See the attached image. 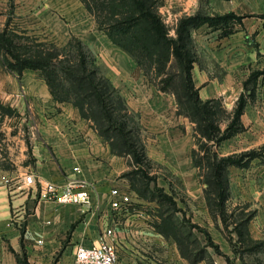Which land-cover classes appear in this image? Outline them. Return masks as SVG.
<instances>
[{"label":"crops","instance_id":"crops-1","mask_svg":"<svg viewBox=\"0 0 264 264\" xmlns=\"http://www.w3.org/2000/svg\"><path fill=\"white\" fill-rule=\"evenodd\" d=\"M160 10L167 11L176 26L180 17L197 11L244 15L229 33L208 22L193 29L197 57L192 77L201 98H220L230 113L225 125L220 121L222 129L230 122L241 93L247 95L242 128L215 145L219 154L261 149L264 72L256 79L253 96L245 81L254 71L264 69V0H164ZM13 22L38 36L44 37L46 31L56 40L68 41L72 36L83 40L104 74L121 90L128 108L137 113L148 156L181 181L188 199L187 215L210 232L223 254L234 255L222 233L225 224L221 215L208 204L204 166L195 160V151L197 156L204 152L198 143L196 122L179 112L176 95L159 88L138 61L98 27L96 17L82 0H0V24L5 27ZM0 96L11 104L25 106L27 102L36 116L29 129L34 135L33 163L27 164L13 183L0 184V264H74L76 245L98 242L103 226L113 220L111 188L117 185L128 190L134 201L118 217L120 264H208V255L191 262L173 235L166 236L156 228L160 215L150 218L143 208L147 207L144 203L154 201L141 196L123 175L130 168L129 155L116 152L78 105L56 99L42 74L28 68L20 77L0 62ZM29 171L36 176L33 184L25 181ZM229 176L231 195L236 198L250 201L251 195L264 192L256 181L264 177L261 156L253 157L245 166L231 165ZM71 178L88 183L92 204L42 195L48 183L56 184L60 191ZM159 183L174 195L169 181ZM257 210L258 225L254 227L261 229L264 207ZM254 218L249 222L251 231ZM212 228L218 233L213 234ZM252 235L258 237L253 231ZM207 251L212 254L209 245Z\"/></svg>","mask_w":264,"mask_h":264},{"label":"trees","instance_id":"trees-1","mask_svg":"<svg viewBox=\"0 0 264 264\" xmlns=\"http://www.w3.org/2000/svg\"><path fill=\"white\" fill-rule=\"evenodd\" d=\"M82 1L96 17L98 27L126 49L159 88L173 92L178 100L179 112L196 122V130L200 134V147L204 152L197 156L195 151V160L205 169L208 204L210 209L217 210L221 215L226 227L231 223L234 224L233 230L238 233L242 243L244 240L241 238L244 236L242 227L247 225L249 230V222L253 215L247 214L239 221L229 220L236 210L230 208L228 202L231 196L229 168L231 165H248L255 156H261L264 161V146L261 149L253 148L228 155H220L213 148V145H218L242 128L241 114L248 98L245 92L241 93L230 122L222 129L220 120L226 109L220 98H201L192 77V67L197 57L193 29L208 22L212 27L222 26L223 32L229 33L233 29V23L242 22L244 15L233 11L223 14H208L202 11L185 14L179 18L176 34L172 35L160 12L159 6L163 0ZM21 38L34 40V36H30L25 30L19 31L8 23L2 28L0 51L7 55L2 64L15 71L20 77L28 68L40 71L39 73L46 78L54 97L78 105L82 114L92 120L99 133L111 143L116 152L133 156L135 165L145 160L151 161L141 131L138 129L141 128L140 123L131 124L137 113L128 108L120 89L104 74L95 54L82 39L72 36L60 48L55 42L39 41L32 45L21 42ZM33 46H37L36 53L27 55L28 51L33 50L31 49ZM67 49L69 52L74 50L73 55L65 56L62 51ZM152 68L156 69L158 80L151 78L149 70ZM262 72L264 69L254 71L245 81L251 96L255 92L256 79ZM0 108L7 107L0 101ZM209 141H213L212 144ZM136 169L145 172L140 166ZM140 170H127L123 175L131 180V174ZM156 189L160 201L167 200L174 205L176 211L179 209L173 194L165 191L164 187L156 186ZM138 192L141 196H146L139 189ZM172 216H174L173 223L170 214L167 216L160 214L161 220L156 221L155 226L164 235H173L182 254L191 262L199 261L202 256H206L203 252H207L208 245L214 246L218 253H223L207 229L195 222L190 223L187 229L178 217ZM194 228L206 233L205 246L199 247L200 241ZM250 236L249 239L253 240V236ZM233 240H230V243L234 252H237ZM191 243L193 247H189ZM194 251L196 253L192 255Z\"/></svg>","mask_w":264,"mask_h":264},{"label":"rangeland","instance_id":"rangeland-1","mask_svg":"<svg viewBox=\"0 0 264 264\" xmlns=\"http://www.w3.org/2000/svg\"><path fill=\"white\" fill-rule=\"evenodd\" d=\"M164 2V0H163ZM163 4V3H162ZM162 4L159 6L161 8ZM165 21L167 22L169 26L170 34L174 35L176 33V22L171 18H168L167 11H161ZM17 26V27H16ZM21 26V25H20ZM11 27H14L21 31L18 27V24L13 22L11 24ZM3 26L0 24V31L2 30ZM27 34L30 36H34L33 39H25L21 38V42L24 43H30L35 44L39 41H45V42H55L57 43V46L62 48L63 45H65L68 41H64L63 39L56 40L50 36H48L46 31H44V37L41 35H36L37 33L25 30ZM29 40V41H28ZM27 55L35 54L37 46H33ZM22 51L24 49H21ZM69 49L62 51L63 54L66 56L73 55L72 53L74 50L68 51ZM34 52V53H33ZM7 55L0 51V62L4 63L6 60ZM35 70V69H34ZM38 71V70H36ZM40 72V71H38ZM149 74L151 75V78L158 80L159 76L156 75V69L152 68L149 70ZM148 75V74H147ZM121 91V90H120ZM0 101L5 104L7 107L6 109L0 108V184L2 183H13L18 176L23 172L26 171V165L31 164L34 161V157L32 154V148H31V141L33 138L32 132H30L29 129H31V125H34L36 122V116L35 113L30 107H28L27 102L25 103V106L22 104L17 105L16 102L14 104H11L8 102L5 98L0 96ZM230 117V113L228 111L224 112L222 114L221 122L225 125L226 120ZM137 121V122H136ZM139 118L138 116H134L131 120V124H137L138 125ZM140 129L141 135L143 138V130L142 125ZM138 127V126H137ZM213 142V141H211ZM198 143L200 146V140L198 139ZM212 144V143H210ZM213 148L216 149V146L213 145ZM130 157V168L128 170H140L136 169L138 166L140 168H143L145 172L140 170L139 172H136L134 174H131V185L138 191H142L146 196H143L147 198L149 201H154V203H144L147 207H143L144 210L150 215V218L153 217L154 214L160 215L163 214L164 216H167V214H170V220L173 223L174 222V216L176 218L178 217L180 222H182L185 225V228L189 229V224L192 223V219L190 215H187V210L185 209L186 202L188 203V199L186 198V194L183 190V185L181 181L177 178H175L172 173L162 164L158 163L157 161L151 159L145 160L143 163H137L135 165L133 156L129 155ZM166 181L170 182V185L173 187V192L175 197H177L178 204L177 207L179 208L177 211L174 208V205H172L167 200L160 201V196L158 195V191L156 189L157 187H162L159 182ZM257 182L261 183L264 187V177H258ZM239 198V199H238ZM231 195L229 197V204L231 206L237 207L234 214L230 216L229 220H236L239 221L240 218L245 217L247 214L253 215L255 217L253 219L254 224L252 226L253 232L258 234V237H254L252 235V231L249 226V230L247 225L242 227L243 231V242L240 243V239L238 238V233L233 230L234 224H230L229 226H224L222 233L224 237L228 240L235 241V247H237L238 251L234 253V255H226L218 253L214 246H210V250L212 251V254L210 252H203L208 255L206 258V261L208 264H264V227L261 229L255 228L254 225H258V223L255 221L258 218H256V215L258 214V208L264 207V192H262L261 195H251L250 201L245 200L244 198ZM237 201V204L235 203ZM250 203V204H249ZM248 209H247V208ZM188 209V208H187ZM230 213V212H229ZM231 214V213H230ZM215 220V219H214ZM216 222L214 221L213 225L215 226ZM171 227H168V229ZM215 228H212V233L216 234L218 233ZM258 229V230H257ZM194 232L196 236L199 238V247L205 246V242L207 240V235L204 231L199 230L198 228H194ZM212 234V235H213ZM253 236V240L249 239V236ZM251 237V236H250ZM257 240V241H256ZM230 247L232 248L231 243H229ZM193 247V243L189 245V247ZM228 246V245H227ZM233 250V249H232ZM195 251L192 253V255H195ZM214 254V255H213ZM218 259H217V257Z\"/></svg>","mask_w":264,"mask_h":264},{"label":"built area","instance_id":"built-area-1","mask_svg":"<svg viewBox=\"0 0 264 264\" xmlns=\"http://www.w3.org/2000/svg\"><path fill=\"white\" fill-rule=\"evenodd\" d=\"M76 169H79L76 166ZM25 181L29 184L36 182L33 171L25 175ZM46 197H56L62 202H80L87 205L92 204L90 187L85 180L71 178L59 191L54 183H48L42 191ZM111 213L112 221L105 224L100 232L98 242L92 244L79 243L75 248L74 264H120L118 244L116 241L120 226L119 216L122 212L129 210L133 204L131 193L120 186L111 188Z\"/></svg>","mask_w":264,"mask_h":264}]
</instances>
